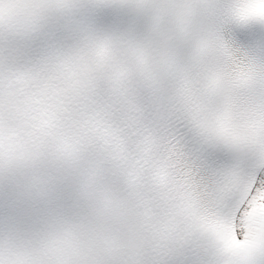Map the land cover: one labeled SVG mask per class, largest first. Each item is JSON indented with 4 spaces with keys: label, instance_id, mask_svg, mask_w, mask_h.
Returning <instances> with one entry per match:
<instances>
[{
    "label": "snow or ice",
    "instance_id": "1",
    "mask_svg": "<svg viewBox=\"0 0 264 264\" xmlns=\"http://www.w3.org/2000/svg\"><path fill=\"white\" fill-rule=\"evenodd\" d=\"M0 264H264V0H0Z\"/></svg>",
    "mask_w": 264,
    "mask_h": 264
}]
</instances>
